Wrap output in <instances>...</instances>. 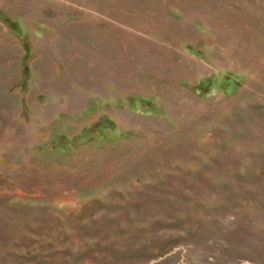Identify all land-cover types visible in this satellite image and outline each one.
Wrapping results in <instances>:
<instances>
[{
    "label": "rangeland",
    "instance_id": "obj_1",
    "mask_svg": "<svg viewBox=\"0 0 264 264\" xmlns=\"http://www.w3.org/2000/svg\"><path fill=\"white\" fill-rule=\"evenodd\" d=\"M0 264H264V0H0Z\"/></svg>",
    "mask_w": 264,
    "mask_h": 264
}]
</instances>
